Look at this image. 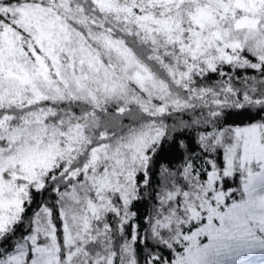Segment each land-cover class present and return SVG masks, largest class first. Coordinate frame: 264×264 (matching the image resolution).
I'll list each match as a JSON object with an SVG mask.
<instances>
[{
	"label": "snow or ice",
	"instance_id": "obj_1",
	"mask_svg": "<svg viewBox=\"0 0 264 264\" xmlns=\"http://www.w3.org/2000/svg\"><path fill=\"white\" fill-rule=\"evenodd\" d=\"M0 264H264V0H0Z\"/></svg>",
	"mask_w": 264,
	"mask_h": 264
}]
</instances>
